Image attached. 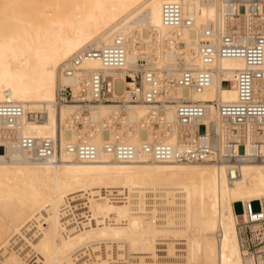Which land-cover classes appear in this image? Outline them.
<instances>
[{
    "label": "bare ground",
    "instance_id": "obj_1",
    "mask_svg": "<svg viewBox=\"0 0 264 264\" xmlns=\"http://www.w3.org/2000/svg\"><path fill=\"white\" fill-rule=\"evenodd\" d=\"M169 1L192 24H167ZM232 5L0 0V103L24 109L15 125L0 118V264H255L243 253L235 203L261 200L264 209V160L251 156L253 140L264 141V125L260 132L254 121L234 124L216 105L238 100L246 60L217 56L208 65L200 53L207 31L217 45L234 29L250 40L249 19L227 16ZM118 37L126 50L122 67L89 58L73 74L64 71L82 50ZM140 60L158 81L161 103L59 102L62 86L79 90L94 71L125 92ZM207 66L208 85L180 84L186 70ZM143 86L151 87L145 74ZM255 88L264 97V77ZM185 100L211 104L208 114L182 123L177 106ZM23 137L51 138L56 153L36 158ZM236 139L245 140L246 154ZM83 142L96 147L93 160L69 150ZM122 143L135 148L131 160L107 150ZM158 143L176 150L206 143L213 151L203 160H160L145 148Z\"/></svg>",
    "mask_w": 264,
    "mask_h": 264
},
{
    "label": "built area",
    "instance_id": "obj_2",
    "mask_svg": "<svg viewBox=\"0 0 264 264\" xmlns=\"http://www.w3.org/2000/svg\"><path fill=\"white\" fill-rule=\"evenodd\" d=\"M232 7L227 10V16H244L249 19L250 40L245 41L240 38V34L234 29L224 33L220 43L217 45L212 40V33L207 31L201 42L200 53L206 64L212 63L217 56H241L248 67L239 71L237 76V86L239 98L236 102L217 103L220 114L231 120L234 124H246L254 121L258 125V130L263 132L264 125V97L256 92V80L264 77V0H232ZM163 18L167 24L190 25L193 18L183 14L182 7L174 1L166 2L163 6ZM236 25L233 26L235 28ZM99 58L105 66L122 67L126 62V50L122 38H117L115 43L102 48H87L74 56L66 63L64 71L73 74L80 66L83 59ZM146 60H140V70L135 74H129V83L125 92L116 91L111 85L109 77L102 72H92L87 84L79 90H75L71 85L62 86L59 90V102H146L161 103L159 95L162 93L158 88V81L151 72L144 70ZM145 71V72H144ZM151 83V87L145 89L143 77ZM211 70L206 68L193 71L186 70L179 79L184 86H193L200 90L209 84ZM209 103L192 102L185 100L178 104L177 114L182 123H191L205 117L209 111ZM24 109L18 103H0V118L9 125L17 124ZM37 118L42 115L34 113ZM205 127L206 124H200ZM237 131L238 129L235 128ZM245 152V140H235ZM255 151L252 152L257 160H264V141L254 139ZM22 145L34 152L36 158L46 159L56 153V143L51 138L23 137ZM151 151L155 158L160 160H203L212 154V149L206 143L198 144L188 149L176 150L169 144L158 143L152 146H145ZM70 151L76 152L80 158L93 160L97 155L94 145L83 142L76 146L70 145ZM107 150L113 152L119 159L131 160L135 156V148L129 144L108 145ZM236 153H230V157L235 159ZM259 202L260 209H253V202ZM242 211L238 212L239 230L242 238V249L245 257L252 258L255 264L264 257V209L261 200H253L249 204L240 202ZM247 213V216H245Z\"/></svg>",
    "mask_w": 264,
    "mask_h": 264
},
{
    "label": "rangeland",
    "instance_id": "obj_3",
    "mask_svg": "<svg viewBox=\"0 0 264 264\" xmlns=\"http://www.w3.org/2000/svg\"><path fill=\"white\" fill-rule=\"evenodd\" d=\"M145 33H147V30H146V29H145ZM121 82H122V81H121ZM122 83H123V82H122ZM106 133H107V132H106ZM252 206H253V209L256 210V211L260 209V204H259V202H257V201L253 202ZM235 210H236L237 212H241V211H242V205H241L240 202H237V203L235 204Z\"/></svg>",
    "mask_w": 264,
    "mask_h": 264
},
{
    "label": "crops",
    "instance_id": "obj_4",
    "mask_svg": "<svg viewBox=\"0 0 264 264\" xmlns=\"http://www.w3.org/2000/svg\"><path fill=\"white\" fill-rule=\"evenodd\" d=\"M236 204V203H235Z\"/></svg>",
    "mask_w": 264,
    "mask_h": 264
}]
</instances>
